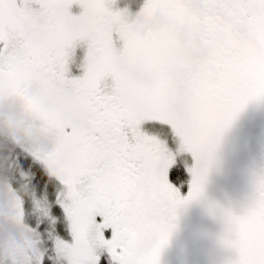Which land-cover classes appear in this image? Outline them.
Listing matches in <instances>:
<instances>
[{"label":"snow or ice","instance_id":"snow-or-ice-1","mask_svg":"<svg viewBox=\"0 0 264 264\" xmlns=\"http://www.w3.org/2000/svg\"><path fill=\"white\" fill-rule=\"evenodd\" d=\"M157 2L143 0L142 14ZM230 2L264 32V0ZM110 9L113 0H0V96L42 72L65 90L70 114L48 117L59 130L48 156L16 153L47 202L38 217L51 229L52 248L43 247V225L29 222L21 202L41 250L13 264H164L179 210L204 197L223 132L250 104H264V59L243 77L227 57L193 62L168 44L138 40ZM147 124L161 131L149 133ZM53 179L70 239L55 234ZM209 212L223 224L226 264H264V169L240 211L210 204Z\"/></svg>","mask_w":264,"mask_h":264},{"label":"flooded vegetation","instance_id":"flooded-vegetation-1","mask_svg":"<svg viewBox=\"0 0 264 264\" xmlns=\"http://www.w3.org/2000/svg\"><path fill=\"white\" fill-rule=\"evenodd\" d=\"M142 2L116 0L120 22L129 27L145 22L142 42L168 44L193 62L208 64L227 57L240 77L264 59V32L237 13L230 0H158L147 16L141 12ZM161 128L152 130L158 133ZM163 132L175 150L170 130ZM212 164L215 189L205 190L202 199L179 210L164 264H226L230 253L218 243L223 224L209 212V205L240 211L251 197L252 180L264 169V104H250L223 132ZM189 184L185 172L184 195Z\"/></svg>","mask_w":264,"mask_h":264},{"label":"rangeland","instance_id":"rangeland-1","mask_svg":"<svg viewBox=\"0 0 264 264\" xmlns=\"http://www.w3.org/2000/svg\"><path fill=\"white\" fill-rule=\"evenodd\" d=\"M113 4L114 9H110V14L118 18L116 0H113ZM122 24L140 40L145 22L135 27ZM79 46H74L73 55ZM82 56V52L77 53L78 59ZM65 95V90L51 83L42 72L27 77L16 89L0 96V134L35 158L48 156L59 136L58 128L48 117L70 118L66 105H63ZM145 131L155 133L146 125ZM212 188L215 189L213 164L205 190ZM20 203L15 191L0 175V262L3 264H13V260L19 262L27 255H38L41 250L38 238L23 223Z\"/></svg>","mask_w":264,"mask_h":264},{"label":"trees","instance_id":"trees-1","mask_svg":"<svg viewBox=\"0 0 264 264\" xmlns=\"http://www.w3.org/2000/svg\"><path fill=\"white\" fill-rule=\"evenodd\" d=\"M146 126L149 127V130H152V127H161L158 124H147ZM17 152L32 156L24 151L18 144L0 134V175L10 184L16 195L19 197L20 202H28L26 203V212L29 222L32 223L33 226L37 224L43 225V231H41L43 247L49 251V254H51L52 243L48 235L51 229L48 228L46 222H42L38 217V214H41L47 206V202L43 197H39V195L37 198L34 189L31 187L30 179L16 163ZM26 158L31 159L30 157ZM36 167L39 166L37 165ZM59 191L60 185L54 179L50 180L47 195L54 206V214L59 221V227L56 229L55 234L63 239H69L70 236L68 233L67 221L64 218L62 210L55 207V199ZM31 202L34 205V208ZM23 223L28 226L27 221L24 218ZM31 231L36 235L33 230ZM36 238H38L39 241L37 235Z\"/></svg>","mask_w":264,"mask_h":264}]
</instances>
